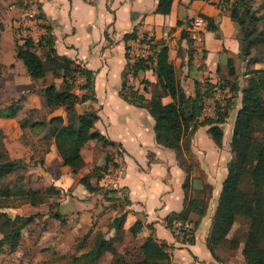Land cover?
I'll use <instances>...</instances> for the list:
<instances>
[{"label": "crops", "instance_id": "1", "mask_svg": "<svg viewBox=\"0 0 264 264\" xmlns=\"http://www.w3.org/2000/svg\"><path fill=\"white\" fill-rule=\"evenodd\" d=\"M39 2L41 19L43 25L49 26L56 53L81 63L94 73L95 99L76 102L75 110L82 113L90 108H96L98 118L93 128L111 143L91 138L81 149L80 159L66 165L62 163L53 138L45 134L46 130L38 132L29 125L21 126L20 120L27 116L30 109L35 110L29 115L31 120L38 116H46L48 119L54 114H60L66 119L64 106L49 109L42 95L44 85L54 82L63 88L64 84L61 75L55 77L51 72L46 81L42 78H31L23 61L15 55L14 37L11 36L8 42L9 39L3 40L1 35L0 106H5L12 99L24 94L22 107L15 114L0 116L4 148L11 158L32 160L31 173L35 171L37 176H41L42 184L40 187L37 186L38 188L44 189L51 184L60 188L55 210L62 214L63 222L49 216L48 207L42 210L39 205H31L32 213L39 212L40 215L36 216L30 225L34 227L39 218L45 219L55 226L53 230L58 229L60 232L55 240L56 245L61 243L65 245L69 241L73 244L71 236L92 226L95 219L98 220L96 228L101 229L108 211L113 213L110 221L119 212L125 211V241L113 242V246L119 252L129 250L128 246L132 241H137L139 245L153 232L168 244L167 250L173 264H245L242 253L241 256L228 254L224 257L217 252L213 254L206 245V236L211 228L222 181L227 174V164L232 156L229 143L235 115L241 105V88L246 85L248 76V73H241L243 67L239 66L238 58L242 60L244 58L241 54L239 27L228 9L221 7L218 0H172L171 9L165 14L156 10L158 0H39ZM201 14L209 17L216 25V29L206 28L203 53L196 55L194 51L191 54L192 46L188 40L187 26L191 18L202 16ZM136 27H142L152 33L155 42H165L168 45V56L175 67L178 81L180 77L179 85L189 94L194 93L195 78L200 82L209 80L215 84V90L204 98L214 100L220 93V99L215 102L224 103L231 89L227 80L224 81L222 78L236 77L231 83L238 81V89L231 90L233 97L230 99L233 107L229 109L228 116L221 124L223 138L220 146L210 137L207 125L202 124L197 125L189 142L178 150L158 143L153 130L154 118L148 109L130 103L121 96L123 73L129 61L126 55L129 38L127 39L125 35ZM183 30L187 36L181 35ZM229 59L233 61L234 74L229 73ZM246 65L247 70L260 68L264 67V61L250 62ZM46 67L47 69L51 67L49 61L46 62ZM177 72H180L179 76ZM128 79L146 97L154 96L159 90L157 74L152 67L139 70L134 75L129 73ZM83 81L84 77L77 74L73 88L75 92L80 91L79 84ZM223 84H227L229 89L224 88ZM170 99L169 95L163 96L164 102ZM209 137L214 144H210L208 150L203 142L210 143ZM107 152L111 154L109 161H106L107 165L121 162L125 166L121 183L128 193L125 198L120 199L122 205L110 198L115 197L112 191L108 194L105 193L106 188L88 191L79 181L80 177L90 172L94 165L104 164ZM191 158L195 161H191ZM182 161L192 166L188 177L189 195L190 189L193 190L203 184L212 187L205 212L202 215L189 214L194 225L191 242L179 240L164 219L167 214L180 211L185 203L183 183L187 174L184 165L180 164ZM194 163L198 164L201 173H194L192 169ZM91 181L95 182L96 178L92 177ZM137 219L142 221L143 226L137 238L132 240L129 239L131 234L128 228ZM110 230L111 235L113 229ZM48 231L52 230L48 228L46 232ZM137 253L139 255L136 259H139L141 255L140 252ZM107 255L110 257L109 260L111 259V253L107 252L101 262ZM126 258L130 259L128 253Z\"/></svg>", "mask_w": 264, "mask_h": 264}, {"label": "trees", "instance_id": "2", "mask_svg": "<svg viewBox=\"0 0 264 264\" xmlns=\"http://www.w3.org/2000/svg\"><path fill=\"white\" fill-rule=\"evenodd\" d=\"M225 0H221L219 5L228 9L230 16L236 20L240 34L242 56L251 54L254 45L261 48L250 56V61H264V29L258 28L257 23L260 16L251 8L247 0H233L228 6L224 5ZM172 0H158L156 10L160 13H168L171 9ZM42 16V13H40ZM202 15V14H201ZM207 21V29H216L212 20L202 15ZM46 34L41 36L38 42L32 41L29 37H24L21 43L16 42V57L20 58L33 79H44L48 71L55 77L61 75L63 88L51 82L44 85L42 95L47 108L51 109L64 106L67 118L60 114L30 119L29 115L35 111L28 110L26 117L20 120L21 126L29 125L38 132L45 131L46 135L53 138L56 149L61 156L62 163L69 165L75 163L81 157V149L91 138H97L103 142L111 143L103 134L95 130L94 122L98 118L96 108H90L82 113L75 110V103L86 99H95L93 96V76L92 70L86 68L81 63L68 58L65 55L56 53L53 46V36L48 25H43ZM134 30L126 34L128 39L133 35ZM187 36L185 30L181 33ZM191 43V40L188 39ZM127 48V47H126ZM168 45L155 42L153 53L149 60L139 59L133 63H126L123 81L120 89L121 96L128 102L148 109L154 118L155 140L172 149L178 150L183 144L189 142L190 136L198 124L207 125V132L213 141L220 146L223 138V127L221 124L228 116V111L233 102L227 98L225 102H216L215 115L199 119L202 102L205 96L211 95L215 90V84L209 80L200 82L194 79V93L189 94L180 85L176 77L175 67L168 56ZM40 51V52H39ZM193 54V48H191ZM128 57V52H127ZM190 56L189 59H191ZM51 63L47 69L46 62ZM229 73L234 74L235 69L232 59H229ZM152 67L157 74L159 85L158 92L151 97H146L143 92L135 88L129 82L128 74H136L139 70ZM247 83L241 88V105L237 109L233 130L230 138V150L232 156L227 164V174L222 181V187L218 196V201L214 209L211 221V228L206 236V245L214 254L218 244L226 242L232 248L238 247L239 240L229 238L227 235L238 216L248 219V228L243 238L241 253L245 264H264V67L250 68ZM82 75L84 81L79 84L82 94L78 95L74 90L76 75ZM230 89H238L237 82L230 83ZM169 95L171 99L163 101V96ZM24 94L12 99L9 104L0 108V116H10L15 114L22 107ZM38 111V109H37ZM36 111V112H37ZM260 131L258 137L256 132ZM2 132L0 130V181L4 177L25 166V159L11 158L2 142ZM186 139V140H185ZM185 140V143L183 142ZM32 158V157H31ZM104 164L94 165L92 170L82 175L79 181L88 191L102 190L100 180L103 171L107 168V162L111 154H105ZM42 162V160H41ZM184 165L187 178L183 183L185 190L184 206L180 211H173L165 216L166 225L173 229L176 219L188 220L191 223L189 236L182 241L193 240L194 225L189 217L190 213L202 215L207 206V199L211 194L212 187L203 184L193 190L189 195V173L191 165L180 162ZM249 178V186L245 189L242 186L243 177ZM96 181L92 182L91 178ZM105 190V189H104ZM111 191L105 190V193ZM60 188L51 184L44 189L27 186L20 175L18 180L0 186V253L7 250L13 252L20 244L23 229L34 221L39 212L31 214H11L5 208L9 207V202L20 199L30 205L41 204L47 196L59 193ZM193 192V193H192ZM120 205V199L110 197ZM127 199L125 200V202ZM49 216L60 219L63 222L62 214L59 211L50 210ZM125 211L119 212L110 221L113 232L106 236L101 229L90 227V231L83 235L77 242V247L84 248L80 254L65 256L67 264H77L78 262L87 264H100L102 257L111 253V259L107 264H173L167 250L168 244L159 239L151 232L138 245L141 257L139 259L126 258L127 250L122 253L113 246L114 241H125ZM143 223L140 219L133 222L128 228L131 238L136 239ZM149 227L152 228V225ZM91 237V238H90ZM90 246H86L88 243ZM63 257V256H61ZM68 261V262H67ZM24 264V263H19Z\"/></svg>", "mask_w": 264, "mask_h": 264}, {"label": "rangeland", "instance_id": "3", "mask_svg": "<svg viewBox=\"0 0 264 264\" xmlns=\"http://www.w3.org/2000/svg\"><path fill=\"white\" fill-rule=\"evenodd\" d=\"M233 0H225L224 5L228 6ZM249 5L252 9L260 16V19L257 23L258 28L264 29V0H247ZM39 0H0V37L2 35V39H9L8 42H10L11 36L14 37V40L16 42H19L20 40H23L25 37L22 35L20 28L17 25L18 17L22 9L31 6V5H37L38 9L41 13V9L39 6ZM240 34V30H239ZM7 42V43H8ZM261 48L260 46L254 45L251 49V54L247 56H243V60L241 61L238 58L239 66L243 67V71L241 73H245L247 71V65L246 63H250V56L254 55L257 50ZM40 52V51H39ZM243 62V63H242ZM48 74V75H47ZM46 74V77L44 78V81L48 79L50 76V71H48ZM177 75H180V72H177ZM204 76V73H203ZM237 76V75H236ZM236 77L232 78H222L224 81L227 80L231 83V80ZM221 79V82L223 81ZM180 81V77H179ZM236 81V80H235ZM238 82V81H236ZM233 83V82H232ZM228 84V83H227ZM227 84H223L224 88L229 89ZM231 96V97H230ZM233 97V91L230 90V95L226 96L227 98ZM9 104V103H8ZM4 106L1 105L0 108H3ZM233 107V106H232ZM234 113V110L232 109V115ZM256 135L258 137L261 136V132H256ZM225 137V136H224ZM210 138V137H209ZM226 138V137H225ZM186 140V139H185ZM185 140L183 141L185 143ZM207 147L208 150L210 149V144H214L212 139L210 138V143L207 141L203 142ZM191 161H195L193 158H191ZM33 166L32 160L26 161L25 160V166H20L18 169L13 170V172L7 174L2 181H0V186L7 185L8 183H12L14 180H18V177L20 175L24 179V182L27 186H32L35 188H38L37 186H41L42 182L40 180V175L37 176L36 172L33 171L31 173V167ZM193 171L195 174H199L200 169L198 164H193ZM242 186L246 189L249 186V178L247 175L243 177L242 180ZM105 189V188H103ZM110 191L106 192L108 194ZM60 195L55 193L50 196H47L46 199L39 204L41 206L42 210H45L50 205V210L53 211L56 208L57 205V197ZM114 198V197H113ZM117 199V198H116ZM9 207L5 208L9 213L15 214H31L33 212L32 206L28 204L27 202L21 201L20 199H14L10 201ZM113 216V213L111 211H108V215L106 219L104 220L103 227H101V230L104 232L106 236H110L111 228H110V218ZM93 223L92 226L94 229L96 228V224L98 222L97 219ZM103 220V219H102ZM55 227V226H54ZM54 227L52 226V223H48L45 219L39 218L38 223L36 225H30L28 224L22 231V237L20 240V244L17 247V249L13 252H8L7 250L0 253V264H67L64 260L65 256H69L72 254H80L84 248L77 247L76 240L82 239L83 235L86 234V232L90 231V227H88L86 230L80 231L73 236V244L69 241V243H61L59 245L55 244V240L60 235V232L57 230H53ZM100 228V226H98ZM50 228L52 231H47V229ZM248 228V219L244 216H238L233 223L229 233L228 237L235 238L239 240L238 247L232 248L229 244L226 242L218 244L215 247V252L221 254L222 256L226 257L228 254L231 256L239 255L241 256L240 248H242L243 245V238L245 236V233ZM64 232H62L63 234ZM0 233V237H1ZM91 238V237H90ZM76 241V242H75ZM71 243V244H70ZM138 242L132 241V243L128 246L127 253L128 255L132 254V258L136 259L139 255V249H138ZM91 243L89 242L86 246H90ZM131 252V253H129ZM63 256V257H61ZM129 257V256H128ZM109 255L103 259V261L100 264H105L109 260ZM236 260V259H235ZM241 260V259H240ZM68 262V261H67ZM77 264H87L86 261L83 263H77Z\"/></svg>", "mask_w": 264, "mask_h": 264}, {"label": "built area", "instance_id": "4", "mask_svg": "<svg viewBox=\"0 0 264 264\" xmlns=\"http://www.w3.org/2000/svg\"><path fill=\"white\" fill-rule=\"evenodd\" d=\"M221 1V0H218ZM18 27L22 35L29 37L32 41L38 42L41 36L46 34L45 27L41 19L40 11L37 5H31L24 9L19 14ZM207 28V21L203 16L197 15L191 18L188 26L187 33L191 40V46L194 54L201 55L204 50V31ZM155 43L152 33L136 27L133 35L128 39L127 52L130 63L139 59L149 60L153 53V44ZM80 89V88H79ZM78 95L82 94V90L76 92ZM221 94L218 93L214 100L212 98H204L202 102L201 113L199 119L206 117H213L215 115V100H219ZM125 166L123 163L110 164L103 171L100 185L103 188L109 189L113 192L114 196L122 199L127 196V190L121 183L124 175ZM191 223L188 220L176 219L173 223V234L179 239L184 240L189 236Z\"/></svg>", "mask_w": 264, "mask_h": 264}]
</instances>
